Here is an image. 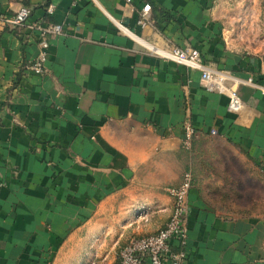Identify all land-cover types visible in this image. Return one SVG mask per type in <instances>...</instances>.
I'll use <instances>...</instances> for the list:
<instances>
[{"label":"crops","instance_id":"crops-1","mask_svg":"<svg viewBox=\"0 0 264 264\" xmlns=\"http://www.w3.org/2000/svg\"><path fill=\"white\" fill-rule=\"evenodd\" d=\"M24 4L63 26L41 74L26 67L38 32L1 20ZM119 23L197 47L220 73L163 58ZM236 161L247 186L264 185V0H0V264H94L116 245L118 264L131 236L164 227L188 169L190 262L264 264V193L233 199Z\"/></svg>","mask_w":264,"mask_h":264},{"label":"built area","instance_id":"built-area-1","mask_svg":"<svg viewBox=\"0 0 264 264\" xmlns=\"http://www.w3.org/2000/svg\"><path fill=\"white\" fill-rule=\"evenodd\" d=\"M151 4L147 3L142 7L139 22L145 25L149 21ZM49 14L54 11V4L47 5ZM2 22L13 29L28 26L33 31L38 32L39 52L37 56L26 64V67L35 73H43L48 59V48L50 46V36L62 32V24L48 21L46 19H32V8L29 5H22L8 16H2ZM119 27L126 33L144 44L151 52L163 58L173 60L186 66L207 71L214 76L220 70L212 68L204 61L199 48L194 46L174 45L163 47L153 44L140 38L127 26L119 23ZM239 82L256 84L251 76L246 79L233 76ZM216 133V129H212ZM191 117L184 121L183 145L191 149L197 135ZM194 183V172L192 169L185 171L180 184L172 186L170 191L174 197V209L170 218L159 231L149 235H133L120 250L118 264H197L190 262L187 242H188V214L190 211V190Z\"/></svg>","mask_w":264,"mask_h":264},{"label":"rangeland","instance_id":"rangeland-1","mask_svg":"<svg viewBox=\"0 0 264 264\" xmlns=\"http://www.w3.org/2000/svg\"><path fill=\"white\" fill-rule=\"evenodd\" d=\"M212 142L217 143L216 141L212 140ZM220 143V141H219ZM218 144V143H217ZM193 148V147H192ZM191 148V150H192ZM224 154L226 157H228L230 160L234 162L236 160V156L231 153L230 149L228 147L224 146ZM194 156V154H192ZM237 164H235L238 168V171L234 169L233 172L239 173L238 177L239 179L243 180L242 183L239 182V195L234 196L233 199H237L239 202L244 203L248 199H251V195L254 196L255 199H261L262 194L264 193V185L261 183V181L257 180L256 178H253V181H249L248 185L246 184V177H245V171L243 170V167L236 161ZM235 167V166H234ZM240 169V170H239ZM235 184V183H234ZM248 193V195H247ZM112 252L107 251L105 253L96 254L94 264H116L117 258H118V251L119 246H111Z\"/></svg>","mask_w":264,"mask_h":264}]
</instances>
